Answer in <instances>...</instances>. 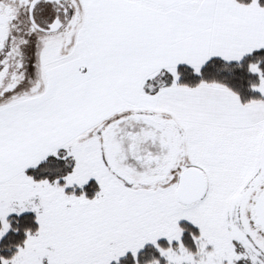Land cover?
Listing matches in <instances>:
<instances>
[{"label": "snow or ice", "instance_id": "1", "mask_svg": "<svg viewBox=\"0 0 264 264\" xmlns=\"http://www.w3.org/2000/svg\"><path fill=\"white\" fill-rule=\"evenodd\" d=\"M0 264H264V0H0Z\"/></svg>", "mask_w": 264, "mask_h": 264}]
</instances>
